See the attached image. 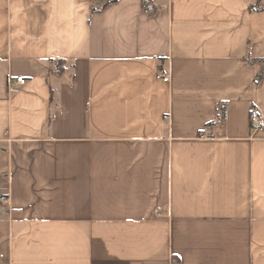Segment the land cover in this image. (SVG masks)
Here are the masks:
<instances>
[{"label":"crops","instance_id":"0c3cea01","mask_svg":"<svg viewBox=\"0 0 264 264\" xmlns=\"http://www.w3.org/2000/svg\"><path fill=\"white\" fill-rule=\"evenodd\" d=\"M142 2L0 0V264H264V0Z\"/></svg>","mask_w":264,"mask_h":264},{"label":"trees","instance_id":"16d2710c","mask_svg":"<svg viewBox=\"0 0 264 264\" xmlns=\"http://www.w3.org/2000/svg\"><path fill=\"white\" fill-rule=\"evenodd\" d=\"M89 1L91 3L90 11L92 14H95V13L101 12L107 5L112 4L116 2L117 0H89ZM99 1L101 2L99 4H96ZM142 6L143 8H147L150 14H153L156 10V7L153 4L152 0H143ZM263 10H264V6L260 5L259 2L256 5L249 7L250 12H260ZM249 62L252 63L251 60H249ZM65 66H66V62L64 60L57 59V60L51 61L50 76L62 77L66 73ZM263 72H264V66L262 67L261 72L257 75V79H260ZM50 100L52 101V95L50 96ZM219 112H220L221 118H223L224 117V106L220 109Z\"/></svg>","mask_w":264,"mask_h":264},{"label":"built area","instance_id":"2783aa9c","mask_svg":"<svg viewBox=\"0 0 264 264\" xmlns=\"http://www.w3.org/2000/svg\"><path fill=\"white\" fill-rule=\"evenodd\" d=\"M32 4H45L48 2V0H28ZM144 11L147 12V8H144ZM156 80L162 81L164 83L169 82V76L164 73L162 70H158L156 74ZM26 84V80L23 77H17L15 79V82H10V85H17V86H24ZM247 114L250 121V127L251 129H259L262 126L261 118L256 111L255 107H249L247 110ZM4 198H1V201H4Z\"/></svg>","mask_w":264,"mask_h":264}]
</instances>
